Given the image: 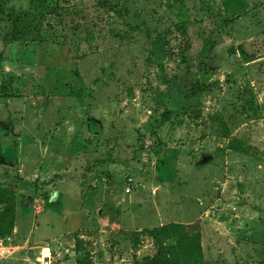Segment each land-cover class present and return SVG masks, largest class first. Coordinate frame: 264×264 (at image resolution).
<instances>
[{"label": "rangeland", "instance_id": "rangeland-1", "mask_svg": "<svg viewBox=\"0 0 264 264\" xmlns=\"http://www.w3.org/2000/svg\"><path fill=\"white\" fill-rule=\"evenodd\" d=\"M104 3L0 0V264H148L169 223L193 264H264V0Z\"/></svg>", "mask_w": 264, "mask_h": 264}, {"label": "trees", "instance_id": "trees-1", "mask_svg": "<svg viewBox=\"0 0 264 264\" xmlns=\"http://www.w3.org/2000/svg\"><path fill=\"white\" fill-rule=\"evenodd\" d=\"M239 0H228V4L238 2ZM105 6L115 13H120L118 10L117 0H105ZM177 19V32L180 37L181 52L188 49V33H187V19L183 16L182 11L171 9ZM229 7H226V11ZM25 28H23L24 30ZM18 32V30H17ZM16 34V30H15ZM15 38H17L15 36ZM156 57L154 61L156 65L161 68V62L158 59V54L154 51ZM188 94L184 97L190 98L196 94H200L207 90V87L195 82L192 85H185ZM181 110L187 113L189 108L180 106L176 107L175 103H170L163 111L160 122L169 121L172 116H178L177 111ZM142 147V144H141ZM30 186V185H27ZM29 188V187H28ZM12 192L0 189V238L8 236L12 232L14 225V209L12 203ZM147 235L153 240L156 253L153 257L145 258L148 264H193L197 261L200 254V237L198 232L192 228V225H184L179 223H169L161 225L157 228L149 229ZM174 245L166 247L163 243L165 239H174ZM85 259L78 260L76 264H84Z\"/></svg>", "mask_w": 264, "mask_h": 264}, {"label": "built area", "instance_id": "built-area-1", "mask_svg": "<svg viewBox=\"0 0 264 264\" xmlns=\"http://www.w3.org/2000/svg\"><path fill=\"white\" fill-rule=\"evenodd\" d=\"M125 181H126V187L124 188L123 192H124V194L128 195L133 190V188H132V184H133L132 181L133 180H132V178H126Z\"/></svg>", "mask_w": 264, "mask_h": 264}, {"label": "crops", "instance_id": "crops-1", "mask_svg": "<svg viewBox=\"0 0 264 264\" xmlns=\"http://www.w3.org/2000/svg\"><path fill=\"white\" fill-rule=\"evenodd\" d=\"M78 195H79V193H78ZM125 195H126V194H125ZM97 212H99V214H101V212H100L99 210H97ZM78 238H80V236H78ZM45 246H48V245H45ZM14 249H15V248H14ZM45 250L47 251V253L50 252L49 247H47V248H46V247H43V248H42V251H43V252H44ZM73 253H74L75 255H77V256L80 254V252H79L78 250H76V249H74ZM44 257H45V256H44ZM44 257H43V258H44ZM47 257H48V255H47ZM47 257H45V260H48ZM78 260H81V258L76 257V262H77ZM76 262H75V264H76Z\"/></svg>", "mask_w": 264, "mask_h": 264}]
</instances>
